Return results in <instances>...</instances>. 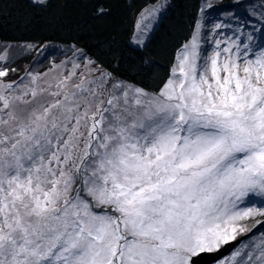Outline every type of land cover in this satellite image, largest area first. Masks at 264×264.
Wrapping results in <instances>:
<instances>
[{
    "label": "snow or ice",
    "instance_id": "1",
    "mask_svg": "<svg viewBox=\"0 0 264 264\" xmlns=\"http://www.w3.org/2000/svg\"><path fill=\"white\" fill-rule=\"evenodd\" d=\"M247 16L203 56L197 20L157 92L90 60L0 79V264H199L264 216V0ZM249 243L217 264H264Z\"/></svg>",
    "mask_w": 264,
    "mask_h": 264
},
{
    "label": "trees",
    "instance_id": "2",
    "mask_svg": "<svg viewBox=\"0 0 264 264\" xmlns=\"http://www.w3.org/2000/svg\"><path fill=\"white\" fill-rule=\"evenodd\" d=\"M156 1L49 0L47 7H38L32 0H0V45L74 46L119 79L156 92L169 78L181 45L191 39L196 21H202L200 9L206 0H177L147 41L136 46L132 42L136 17ZM242 5L233 1L224 7L237 8L236 14L248 19ZM101 8L103 14L98 12Z\"/></svg>",
    "mask_w": 264,
    "mask_h": 264
},
{
    "label": "rangeland",
    "instance_id": "3",
    "mask_svg": "<svg viewBox=\"0 0 264 264\" xmlns=\"http://www.w3.org/2000/svg\"><path fill=\"white\" fill-rule=\"evenodd\" d=\"M176 1L177 0H158L154 3H149L138 13L132 35V42L136 46L142 45L147 41L153 30L159 23L160 19L169 11V9L175 4ZM233 1L243 2L244 7L242 8V13L244 16L247 15V6L260 3V0H207L208 3L212 4V7L207 8L204 4V11L201 15L203 23V28L200 34L202 56L205 54L210 55L212 53L215 48V45L213 44L214 40L223 39L226 36L235 39L236 36L232 35V29H234L237 24L243 26L244 21L247 20L245 17H241L236 14L238 12L237 8H235L234 10H227L224 7L225 5L227 6L228 4H230V2ZM161 5H163L164 7L161 8ZM154 7L160 9L158 16L144 20L143 23H141L140 29H138L137 24L140 23L142 16ZM219 7H223L225 9ZM234 14L240 17L239 21L233 19ZM217 23L229 24L231 25V27L216 30L214 28V25ZM248 31V28H244L245 33H247ZM240 39H245V36H241ZM139 40H143V43H138L137 41ZM223 46L224 45L222 44L221 47ZM49 48H52V51H47ZM56 48L51 44L27 45L24 43H11L0 45V54H3L4 51H7L8 53V60L6 62L0 61V68L6 67L8 70V75L0 79H3L4 83H13L14 87L19 85V87L23 89L24 85H30L31 76H39L44 79H51L56 74V71H59L63 75H67L72 70L73 63H77L80 65V68L77 69V72L79 73L84 69L89 60L93 61L77 47L56 46ZM46 52L49 53L47 54ZM42 55H46V57L41 61H39V59L37 61L34 60V57H42ZM56 66H60L59 69H57ZM90 67L93 70H96L98 68L105 73H110L108 70L96 64L95 62ZM99 75L100 71H94V76ZM111 76L122 81L124 85H127L130 88L137 87L129 82L119 79L113 74H111ZM257 221L264 222V216H257L255 218L249 219L246 222L249 231L243 235L238 236L237 241L233 242V244L222 248L221 251L218 252L219 254H217V259L215 261L210 262L213 253H206L202 254L201 257L198 258L199 264H217V261L221 257L226 259L235 248H238L240 246L241 242L248 243L249 241H251V243H249V247L244 249V251H249V249L252 247V244L264 238L261 236V233H264V223L257 224Z\"/></svg>",
    "mask_w": 264,
    "mask_h": 264
},
{
    "label": "water",
    "instance_id": "4",
    "mask_svg": "<svg viewBox=\"0 0 264 264\" xmlns=\"http://www.w3.org/2000/svg\"><path fill=\"white\" fill-rule=\"evenodd\" d=\"M217 254H219V253L218 252L217 253H213L210 262L215 261L217 259Z\"/></svg>",
    "mask_w": 264,
    "mask_h": 264
}]
</instances>
